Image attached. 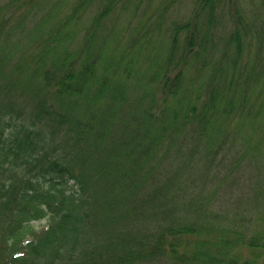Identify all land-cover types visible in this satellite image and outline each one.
Segmentation results:
<instances>
[{
  "label": "trees",
  "instance_id": "obj_1",
  "mask_svg": "<svg viewBox=\"0 0 264 264\" xmlns=\"http://www.w3.org/2000/svg\"><path fill=\"white\" fill-rule=\"evenodd\" d=\"M43 1L46 14L33 7ZM189 1L186 22L171 16L184 0L0 1V264H264V232L234 227L206 252L197 223L178 226L169 206L176 190L163 156L181 137L212 134L201 154L213 175L235 145V127L218 136L216 120L200 115H237L246 99L234 90L225 97V86L250 83L214 68L203 101L188 85L202 80L197 63L227 0ZM231 10L227 45L239 50L251 33L239 6ZM136 11L172 24L120 43L116 27ZM22 31L25 38L14 36ZM97 35L108 37L99 56ZM13 40L24 49L16 58L5 52ZM156 47L158 60L143 63ZM254 66L264 82L263 59ZM146 208L172 220L159 233L138 230ZM35 221L45 225L37 230ZM179 233L195 234L191 243L201 246L190 257L178 248ZM197 256L205 261L190 259Z\"/></svg>",
  "mask_w": 264,
  "mask_h": 264
},
{
  "label": "rangeland",
  "instance_id": "obj_2",
  "mask_svg": "<svg viewBox=\"0 0 264 264\" xmlns=\"http://www.w3.org/2000/svg\"><path fill=\"white\" fill-rule=\"evenodd\" d=\"M45 2L33 7L40 8L42 13L46 14L42 10ZM236 5L246 16L251 33V36L248 37V45L239 50H236L232 44L227 45L228 36L233 28L231 8ZM45 6L48 8L50 5L46 3ZM149 9L152 10V8ZM174 9L171 16H177L179 13L180 21H190L192 7L189 0H184L178 9ZM221 13V16L210 25L213 44L208 47L211 46V49L206 51V54L197 63L200 64L202 80L193 85L188 81V85L194 86V90L199 93L203 101L206 99L210 82L209 74L212 69L219 68L225 79L230 76L235 77V80L241 79L240 73L249 75V85L245 84L236 88L233 83H227L224 89L225 97L234 90L238 95L241 93L244 100L246 99L244 108L240 109L237 115L225 113L222 110L214 112L212 117L200 115L206 121L216 120L214 130L218 136L230 135V128L235 127V132L232 135L235 145L227 152L223 166L217 171L214 169L213 175L209 174L210 168L207 160L201 154L203 153L202 146L207 144L208 140L212 138V134L209 139L204 138V140L201 136L202 133L191 135L190 138L181 137L179 141L177 140V147L173 149V143L172 148L162 158L166 180L169 186L176 190V193L172 194L173 196L168 195L173 216L178 219V226H181L183 222L193 223L195 221L197 223V232L206 252H212L213 245L218 243L229 229L237 230V228L246 227L256 232H264V130L261 126L264 116L262 106L264 103V82L260 81V74L254 66V63L260 62L262 59L264 61V0H227L222 6ZM86 16H91V12H88ZM31 23L28 21L27 25ZM171 24L172 21L157 19L155 11L148 20H143V13L139 11L133 17L124 15L122 23L116 29L119 32L118 39L120 43H123L129 37L136 39L147 35L149 30L160 28L161 25L163 27L161 29H165ZM14 36L25 38L26 32L22 31ZM80 36L81 34L73 44H77ZM107 41L108 37L104 36L99 39L97 35L93 41V45H95V49L92 50L93 55L99 56V51L104 50ZM66 42L64 40L61 46H64ZM154 46L155 44H152V47ZM20 47L22 45L16 46V40L9 41L5 52L13 54L16 58L24 50L19 51ZM157 51L156 47L152 56L144 59L143 63L149 64L152 63V60H158ZM189 64L191 68L188 74L195 66H192L191 61ZM123 91H127V89H123ZM191 97L195 100L192 95ZM219 97L220 94H218L216 102L221 101ZM230 180L236 183L235 189L231 191L226 186ZM230 192L232 193L231 198ZM242 201L245 205V202H249L251 208H242ZM225 204L227 206L223 207ZM143 218L144 221H141L138 230L150 226L158 233L172 220V216L168 212L159 211L154 214L149 208L144 209ZM33 225L37 230H40L45 224L43 221H38L33 222ZM195 237V234L179 233L178 235V248L180 251L187 252L189 257V251L201 247L199 244L191 243ZM190 259L205 261L198 256ZM190 259L186 261H190ZM157 261L172 260L159 259Z\"/></svg>",
  "mask_w": 264,
  "mask_h": 264
}]
</instances>
